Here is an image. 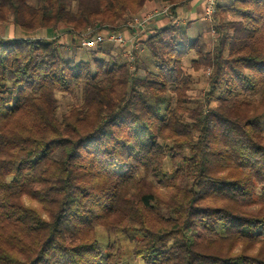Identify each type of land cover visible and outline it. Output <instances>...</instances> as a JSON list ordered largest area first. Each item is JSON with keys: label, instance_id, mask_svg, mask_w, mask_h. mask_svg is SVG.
<instances>
[{"label": "trees", "instance_id": "obj_1", "mask_svg": "<svg viewBox=\"0 0 264 264\" xmlns=\"http://www.w3.org/2000/svg\"><path fill=\"white\" fill-rule=\"evenodd\" d=\"M194 1L0 0L1 25L73 42L170 6L138 37L137 75L109 43L77 62L58 37L0 35V264H123L99 227L143 264H264V0H218L190 40L176 23ZM191 54L193 72L210 71L203 97ZM59 93L80 94L61 118Z\"/></svg>", "mask_w": 264, "mask_h": 264}, {"label": "rangeland", "instance_id": "obj_2", "mask_svg": "<svg viewBox=\"0 0 264 264\" xmlns=\"http://www.w3.org/2000/svg\"><path fill=\"white\" fill-rule=\"evenodd\" d=\"M220 3L225 2V0H219ZM201 3V2H200ZM200 3L193 9L194 11L198 10L200 11V9L203 6V2ZM188 5L183 9L184 10H188ZM204 20V19H203ZM206 22L203 23V21L200 19H198L196 22L193 23V27L196 28V30L194 29L193 32L191 31L190 34L191 36H189L190 40H194L195 38H197L199 35L203 34L206 32V29H204L203 27L205 26ZM211 24V23H210ZM179 24H177L176 26H178ZM10 24L7 25H1L0 24V30L2 31V34H0L2 37L4 38H17V39H41L44 33L40 32H34V33H26L24 31H22L19 28L13 29V28H9ZM15 30V31H14ZM55 32H51L50 36H52V33H55V36H57V40H58V45L61 46V51L63 53V56L68 59V60H74L77 62H81V61H88L89 59V53L88 52H92V51H96L97 49L94 50H85L83 47H81V37L78 38L74 44H72V42H68L64 41V34H62V32L56 31ZM54 36V34H53ZM54 36V37H55ZM215 33L212 30L211 33L206 34L205 38L206 40L205 45H204V49L205 50H210L213 47V43H214V37ZM45 39V38H44ZM51 39V38H50ZM46 40V39H45ZM48 40V39H47ZM53 40V39H52ZM206 46V47H205ZM108 48H113L112 50V54H114V56H117L118 54V47L117 46H108ZM142 53H144V51L142 52V49H140V51L137 52V57H141ZM101 57H104L101 55ZM192 58H196L194 54H191V56H189L187 59H185L184 61V66L186 68V71L191 74L192 78H193V85H192V89L190 94L194 97H203L204 94L206 93L207 85H206V78L210 75V71H208L206 74L203 71L200 72H193L191 69V64L190 61L192 60ZM149 64V63H148ZM136 66V65H135ZM149 66H152V64L150 63ZM145 74V71L143 69L140 70V72H138V75L143 76ZM134 75H137L136 73ZM58 98L60 100V108L58 111V116L59 118L62 117L63 114H66L72 106L80 104V94L79 93H74V94H58ZM140 135L142 137L143 140H146L148 138V132L145 129H139ZM61 157V153H57L56 154V158L59 159ZM170 167V163H167V168ZM157 184L161 185L160 183L157 182ZM98 237L100 240V243L103 245L107 244V243H112V244H116L118 247H120L126 255H128L126 257V260L123 262V264H143V262L141 260H136L134 259V257L132 256V248H133V242L131 240H129L127 238V236H124L121 233H114V234H109L106 232V230L102 227H99L98 230Z\"/></svg>", "mask_w": 264, "mask_h": 264}, {"label": "built area", "instance_id": "obj_3", "mask_svg": "<svg viewBox=\"0 0 264 264\" xmlns=\"http://www.w3.org/2000/svg\"><path fill=\"white\" fill-rule=\"evenodd\" d=\"M218 0H205L203 5V18L210 22L216 12ZM170 14V6L166 5L160 12L147 13L143 18H136L130 21L126 30H134L136 33L128 38L125 32H99V28H91L81 35V47L85 50H94L101 45L109 43L120 47L124 50V56L127 59L130 70L133 74L136 73V58L137 52L140 51L139 34L155 19L158 15L168 16ZM179 24L178 22L176 25ZM137 36V39H136Z\"/></svg>", "mask_w": 264, "mask_h": 264}, {"label": "crops", "instance_id": "obj_4", "mask_svg": "<svg viewBox=\"0 0 264 264\" xmlns=\"http://www.w3.org/2000/svg\"><path fill=\"white\" fill-rule=\"evenodd\" d=\"M204 1L205 0H195L194 2H192L191 4H189L188 6V10H184L183 9L181 10H178V17H180L178 19V23L179 24H185V23H191L190 25V28L188 29V32H187V36L189 38V36H191L190 32L196 28L193 27V23L196 22L198 19H200V21L202 20L203 23L206 22L205 26L203 27L204 29L207 30V27H208V21L206 20H203V6L202 8L200 9V11L196 10L194 11L193 9L201 2H203V5H204ZM200 3V5H201ZM166 5H162L161 3L159 2H148L145 7L143 8V10L141 11L140 15L138 16L139 18H143L145 17V15L147 13H155L157 14V12H160L162 10V8H164ZM169 21V18L164 16V15H158L155 17V19L152 21L151 24H149L140 34H143L145 31L151 29V32H152V29H155V28H161L163 26H165ZM11 28L15 29L12 25H10ZM9 27V28H10ZM130 30V29H129ZM127 31L125 32V35L130 38L132 37L135 33L134 31ZM15 31V30H14ZM42 32L44 33L43 36L41 39H49V40H52V39H55L57 36H55V33H57L56 31H52V30H39L37 32ZM51 32H55V33H52V36H50V33ZM0 34H2V31L0 30ZM54 34V36H53ZM139 34V35H140ZM139 37V36H138ZM51 38V39H50ZM64 38V41H67L66 43L68 42H72V44H74L73 40H72V37L69 35V34H64L63 36ZM136 39H137V36H136Z\"/></svg>", "mask_w": 264, "mask_h": 264}]
</instances>
